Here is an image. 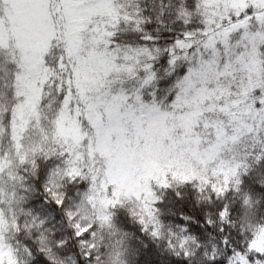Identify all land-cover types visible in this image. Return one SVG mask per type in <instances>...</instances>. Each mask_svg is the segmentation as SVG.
<instances>
[{"label":"snow or ice","instance_id":"1","mask_svg":"<svg viewBox=\"0 0 264 264\" xmlns=\"http://www.w3.org/2000/svg\"><path fill=\"white\" fill-rule=\"evenodd\" d=\"M188 186L215 242L161 218ZM161 240L264 264V0H0V264H156Z\"/></svg>","mask_w":264,"mask_h":264},{"label":"trees","instance_id":"2","mask_svg":"<svg viewBox=\"0 0 264 264\" xmlns=\"http://www.w3.org/2000/svg\"><path fill=\"white\" fill-rule=\"evenodd\" d=\"M180 191L184 193L181 198L176 197L171 190L165 195L164 201L160 205L162 220L165 221L166 225L170 223V226L174 229L176 224L186 223L189 225L188 231L197 235L200 240L205 243L209 241L215 242L219 237V233L216 231L215 226L207 225L206 222H202L201 220V214L206 207V202L201 200L197 203L196 197L198 193L190 186L180 188ZM180 212H184L186 215L194 217V219L185 221L179 215ZM122 222L128 224L131 230H135V225L126 217H122ZM209 232L212 233V236L208 235ZM137 235L141 234L137 232ZM144 238L147 239V237ZM134 243L138 245L139 241H134ZM164 243V240H161L158 245L150 242L149 253L153 255L156 264H186L183 257L171 256L164 248ZM193 264H195V261H193Z\"/></svg>","mask_w":264,"mask_h":264}]
</instances>
